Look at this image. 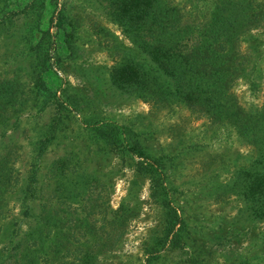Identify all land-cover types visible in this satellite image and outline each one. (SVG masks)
Returning a JSON list of instances; mask_svg holds the SVG:
<instances>
[{
  "label": "rangeland",
  "instance_id": "rangeland-1",
  "mask_svg": "<svg viewBox=\"0 0 264 264\" xmlns=\"http://www.w3.org/2000/svg\"><path fill=\"white\" fill-rule=\"evenodd\" d=\"M33 1L39 17L35 8L20 10ZM111 1L0 0V86L13 95L0 105L1 262L11 257L2 264H84V256L86 264H148L145 251L163 234L168 204L181 219L182 240L167 241L149 264H264V216L249 210L239 190L241 171L255 166L250 137L224 112L221 122L179 103L168 81L169 90L150 100L121 83L117 65L152 66L121 31ZM167 1L189 4L193 15L219 5ZM248 1L259 14L237 42L232 59L242 64L226 85L234 110L256 116L264 95V0ZM59 10L70 47L55 38L40 73L28 38ZM49 32L55 36L54 26ZM37 74L57 100L42 99ZM93 121L133 135L144 155L104 143L85 125ZM156 162L166 190L147 174Z\"/></svg>",
  "mask_w": 264,
  "mask_h": 264
},
{
  "label": "trees",
  "instance_id": "trees-1",
  "mask_svg": "<svg viewBox=\"0 0 264 264\" xmlns=\"http://www.w3.org/2000/svg\"><path fill=\"white\" fill-rule=\"evenodd\" d=\"M217 2L218 8L212 14L209 15V7L205 4L204 8L208 7V11L202 10L199 13L198 8H195L193 15L190 12L193 8L190 9L189 4L177 8L167 0H112L111 5L117 10V22L121 31L152 66V70L149 67L146 71L136 62L129 61L130 65L122 67L117 65L114 72L121 83L128 85L131 92L142 90L145 94L143 98L148 100L161 95L163 88L164 93L169 90L165 85L168 81L173 98L179 103L188 108H199L202 115L211 117L209 114H212L215 120L221 122V113L224 112L233 126L247 134L250 137L249 143L254 153L255 166L241 171L239 190L249 198L253 207L249 210L264 216V95L258 115L241 114L234 110L233 96L226 85L227 80L233 76L232 72L237 71L236 67L242 64V60L237 63L239 56L232 59L237 42L242 34L251 29L257 20L254 17L259 13L253 12L248 0ZM35 3L36 1L29 4L26 2L20 10L35 8L32 11H37L39 7L37 8ZM250 9L252 13L249 12ZM37 15L39 17L38 11ZM64 25L65 17L59 10L55 16L51 15L48 18L45 27L31 29L28 50L34 57L36 69H40V73L47 69L51 57L50 48L53 47L55 38L60 48L70 47V41L65 37ZM52 26L55 28V36L49 32ZM33 85L37 90L46 92L41 93L42 99L57 100L55 91L49 89L39 74L36 75ZM12 100V93L0 86V105L5 107ZM85 125L104 143L113 145L118 142L126 151L135 152L138 156L144 155L140 151L139 141L131 134L129 136L124 134L126 131L118 126L104 121L86 122ZM157 164L158 162L152 165L153 171L147 174L160 189L166 190ZM137 169L140 171L145 169L142 162L137 163ZM251 169L253 171L248 173ZM177 223L179 225L174 229ZM115 224L116 222L113 226ZM117 224L121 226L118 219ZM181 224L174 207L170 208L168 204L166 219L162 226L163 234L146 249V263L149 264L152 259L159 256V251L164 248L167 241L182 240ZM120 234L121 232L111 244H115ZM13 250L9 249V252L12 253ZM1 257L0 255V264L11 260L8 254L3 257L2 262ZM87 259V256L83 257L84 264Z\"/></svg>",
  "mask_w": 264,
  "mask_h": 264
}]
</instances>
